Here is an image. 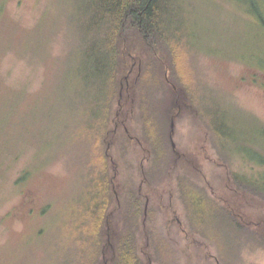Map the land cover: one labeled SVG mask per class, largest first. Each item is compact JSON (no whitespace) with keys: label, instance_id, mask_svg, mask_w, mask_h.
<instances>
[{"label":"rangeland","instance_id":"rangeland-1","mask_svg":"<svg viewBox=\"0 0 264 264\" xmlns=\"http://www.w3.org/2000/svg\"><path fill=\"white\" fill-rule=\"evenodd\" d=\"M71 2H0V53H40L0 55V125L8 130H0V146L15 153L0 162V264H65L83 254L73 241L92 183L90 147L80 137L89 110L73 92L80 83L67 64ZM175 7L183 22L177 73L196 103L170 114L167 84L151 70L138 86L140 106L120 108L116 95L109 125L116 144L105 143L108 191L123 213V234L135 235L150 264H264L255 236L258 227L264 235V221L251 209L241 222V194L227 184L239 176L264 187V27L253 31L250 0H178ZM43 150L54 152L45 162ZM223 200L239 217L212 202Z\"/></svg>","mask_w":264,"mask_h":264},{"label":"trees","instance_id":"trees-1","mask_svg":"<svg viewBox=\"0 0 264 264\" xmlns=\"http://www.w3.org/2000/svg\"><path fill=\"white\" fill-rule=\"evenodd\" d=\"M176 1L178 0H72L71 2L66 26L71 34L73 48L67 55V64L74 68L71 79L76 80L75 83H80L73 92L83 98L89 110L84 131L79 136L81 143L90 147L86 174L90 172L92 183L87 196L88 203L76 213L80 226L73 243L81 245L83 254L80 258L77 257L78 259L66 258L65 264H150L148 257L146 260L143 259L144 256L140 257V246L135 235L132 232L123 234V213L118 207V200L115 201L113 194L108 191L111 163L105 143L110 147L116 144L114 131L109 126L113 98L117 95L120 108L128 106L130 109H135L134 104L140 106L141 95L139 99L138 86L141 88L149 70L152 73L158 71L160 79L167 84L164 99L172 107L169 110L170 114L178 112L179 108L185 105L192 106L191 101L196 103L189 90L191 88L189 82L182 73H177V65L181 63L182 55L177 53V42L180 43L181 37L176 40V33L177 31L180 33L183 22L178 16ZM243 1L247 2V0ZM250 8L257 18L255 27L253 26L255 29L253 31L256 32L264 27V0H250ZM5 18L6 16L0 13V22ZM252 41L256 42L255 49L257 45L262 44L261 39L256 38ZM46 42L47 38L45 46ZM13 49L19 56L31 54L38 57L40 54L35 55L38 48L35 50L28 47L29 51ZM13 49H6L2 53ZM141 68V74L135 78L136 71L139 73ZM166 74L169 76L168 81L165 79ZM125 89L129 90L128 94L123 93ZM195 110L200 113L196 108ZM116 116L119 117V112ZM6 123L4 121L0 125L1 131L8 132ZM4 133L0 137L4 136ZM0 147L2 166L15 160V153L11 152V148ZM50 152L43 150L39 155L41 161L45 162L47 160L45 157ZM50 155H54V152ZM29 176L30 172L26 170L22 181ZM233 180L227 184L241 194L240 205L243 213L240 221L248 220L245 211L251 209L257 211L260 221H264L262 199L264 187L260 186V179L253 182L237 176ZM212 202L238 216L232 207H229L228 200H223V204ZM113 205L114 210H112ZM255 236L264 244V235L259 227L255 231ZM220 264L228 263L221 261Z\"/></svg>","mask_w":264,"mask_h":264},{"label":"water","instance_id":"water-1","mask_svg":"<svg viewBox=\"0 0 264 264\" xmlns=\"http://www.w3.org/2000/svg\"><path fill=\"white\" fill-rule=\"evenodd\" d=\"M175 146V145H174ZM148 206V205H147ZM147 208V207H146Z\"/></svg>","mask_w":264,"mask_h":264}]
</instances>
